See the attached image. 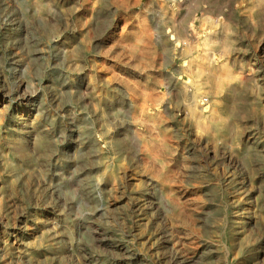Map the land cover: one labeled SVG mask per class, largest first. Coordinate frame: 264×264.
Returning a JSON list of instances; mask_svg holds the SVG:
<instances>
[{
	"label": "rangeland",
	"instance_id": "374dc122",
	"mask_svg": "<svg viewBox=\"0 0 264 264\" xmlns=\"http://www.w3.org/2000/svg\"><path fill=\"white\" fill-rule=\"evenodd\" d=\"M39 1L0 0V41L12 14L20 28L12 55L0 43L1 86L30 82L11 105L33 96L21 138L39 135L25 142L29 173L3 153L29 184L27 215L47 204L81 224L72 248L33 264H264V0H99L95 22L90 0ZM210 16L233 36L220 96L189 53ZM13 120L2 142L14 141Z\"/></svg>",
	"mask_w": 264,
	"mask_h": 264
},
{
	"label": "bare ground",
	"instance_id": "6f19581e",
	"mask_svg": "<svg viewBox=\"0 0 264 264\" xmlns=\"http://www.w3.org/2000/svg\"><path fill=\"white\" fill-rule=\"evenodd\" d=\"M38 4L45 5L46 1L41 0ZM114 4L117 5L116 7L121 6L126 8L130 6V1L115 0ZM62 8L67 10L66 4ZM99 8V0H90L88 11L89 21H96L95 14ZM14 16L15 14H12L11 22L3 26L4 36L0 41L2 48L4 47L3 51L9 55H12L14 52L17 40L20 37V28L16 19H13ZM207 21L213 30L197 37L201 48L200 51L194 48L193 50L190 49L189 53L197 60L198 71L196 75L200 78V82L208 89L213 90L217 96H220L223 93L226 79L229 77L227 76V62L234 48L233 36L227 24H219L212 16L208 17ZM79 23L80 21L78 19V25H80ZM148 36L149 32L145 29L143 38L149 39ZM62 50L65 52L64 47ZM215 54H219L220 58H222L221 62H216ZM28 59L31 60V56H28ZM255 61L258 62V71L264 69V55L260 60ZM29 86L30 82L28 81L17 82L7 92L3 90L0 81V183L3 184L0 191V264H33L37 261L48 263L54 257H59L63 253L62 250L73 247L74 229L78 232L81 224L79 217L71 221L72 224L70 225L61 224V219L65 218L63 217V213L59 211L57 215L52 214L50 211L53 210V206H47V204H43L42 206L44 210L43 215L37 212L27 215L28 213L24 211L25 203L21 197L23 196L24 188L28 190L27 186L29 187V184L18 180L16 174L18 167L16 164H11L8 156L4 155L3 152L9 147V151L13 157L24 161L27 164L28 173L31 171L32 166L30 164L32 158L27 154V143L25 142H29V140L35 141L39 135L30 136V132H27L28 135L25 136L26 141H23L21 137L24 134L22 132H26L34 127L36 107L25 104L29 99L32 101L33 96L18 95L15 98L17 100L16 103L11 105V101L14 100V95H17ZM255 91L258 103L253 105L252 110L250 108L252 114L257 109H260L261 105V97L257 86ZM103 92L106 99L112 96L111 93H113ZM245 110L247 112L246 108ZM16 112L19 115L17 119L14 117ZM246 114L251 116L249 113ZM187 115H190V113ZM192 115H195V113L193 112ZM196 116L198 117L197 114ZM9 117L14 119L12 121V123H15L13 126L14 134L18 135L21 139H17L15 135L14 141L2 142L5 139L3 135L6 134L4 123ZM206 117L210 118V115ZM219 121L221 123L223 122L222 119ZM220 128L223 129L222 124ZM36 147L42 148L44 144L38 142ZM149 148L150 144L147 142L146 149L148 150ZM1 169L4 171L2 175ZM37 190L45 194L57 192L56 186L51 181L39 182ZM59 203L61 204V201ZM60 207L64 209V206L60 205ZM57 217L61 219L57 220ZM11 225L12 228H10ZM254 258L257 259V255ZM80 259L81 257L78 256L77 261L79 264H81Z\"/></svg>",
	"mask_w": 264,
	"mask_h": 264
}]
</instances>
